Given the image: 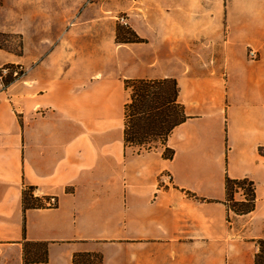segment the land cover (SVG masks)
<instances>
[{"label": "crops", "instance_id": "0c3cea01", "mask_svg": "<svg viewBox=\"0 0 264 264\" xmlns=\"http://www.w3.org/2000/svg\"><path fill=\"white\" fill-rule=\"evenodd\" d=\"M258 13L244 11L243 26L221 41V30L209 27L164 29L163 64L190 67L163 75L176 79L188 117L166 138L171 157L164 147L137 152L124 145L123 76L106 66L122 47L108 49L105 34L23 32L18 55L0 48V67L28 68L16 82L3 86L0 79V264H72L75 252L97 250L103 264H253L264 238ZM201 38L212 40L210 59L193 44ZM248 46L258 59L246 56ZM133 49L131 59L146 68L127 77L148 78L155 54ZM226 175L252 180L256 196L254 210L230 213V221ZM26 186L55 204L24 210ZM24 242L46 243V262L24 263Z\"/></svg>", "mask_w": 264, "mask_h": 264}, {"label": "rangeland", "instance_id": "374dc122", "mask_svg": "<svg viewBox=\"0 0 264 264\" xmlns=\"http://www.w3.org/2000/svg\"><path fill=\"white\" fill-rule=\"evenodd\" d=\"M247 10L258 11L260 17L258 16L256 24L261 22L264 25V0H0V48L18 55L23 32L34 35L36 31L72 29L81 32L80 36L87 34L90 38L100 33L105 34L108 49L112 47L111 43L122 47L117 61L111 63L112 61L108 60L106 66L107 72L123 76L124 85L126 79L147 78L127 77L134 75L137 69L146 68L131 59L133 48L139 52L149 51L155 54L154 63L147 67L152 70L148 78H163V75L172 70L183 72L190 68L163 64L161 55L164 29L189 33L188 31H198L199 28L205 30L209 27L213 32L221 30L219 41L226 40L228 30L233 31L229 28L243 26L242 16ZM131 30L142 41H117L132 37ZM90 42L96 44L94 41ZM211 42V39L201 38L196 39L193 44L207 48L206 53L210 59L212 52L208 48ZM245 52L249 59H258V52L253 46H248ZM203 67L205 66L199 65L195 68ZM223 69L225 72V68ZM27 71L28 68L20 63H5L0 67L2 85L20 80ZM124 90L128 101L130 89L124 87ZM157 147L162 146L157 143L155 148ZM166 154L169 155L170 152L167 151ZM234 198H242L241 190L234 193ZM44 203L46 206H52L55 201ZM41 247V244L36 243L30 244L28 249L33 248L41 252ZM78 253L85 255L78 256L75 264H97L99 261L103 264L99 250Z\"/></svg>", "mask_w": 264, "mask_h": 264}, {"label": "trees", "instance_id": "16d2710c", "mask_svg": "<svg viewBox=\"0 0 264 264\" xmlns=\"http://www.w3.org/2000/svg\"><path fill=\"white\" fill-rule=\"evenodd\" d=\"M132 37L118 40L120 43H132L142 41L134 31H130ZM124 87L130 89L129 100L124 104V129L123 140L125 146L136 148L137 152L154 149L157 145L164 147L168 134L174 127L185 121L188 117L184 113L183 105L178 101V84L173 77L163 78H137L126 79ZM169 151L170 154H166ZM258 151L264 154V147ZM163 155L172 156V150L164 147ZM225 197L230 221V213L233 215H244L250 213L255 207V185L247 177L224 179ZM241 190V199H235L234 193ZM46 198L34 194L33 186H26L22 190V206L28 208H44ZM41 244V252L30 248V244ZM257 249L254 253L253 264H264V238L256 241ZM24 263L46 262V243L24 242ZM90 253H88L89 255ZM85 254L74 253L72 264L76 263L78 256ZM97 264H102L99 261Z\"/></svg>", "mask_w": 264, "mask_h": 264}]
</instances>
